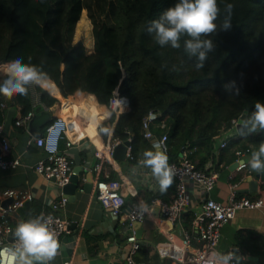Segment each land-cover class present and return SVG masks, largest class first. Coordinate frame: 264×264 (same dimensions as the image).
<instances>
[{"label": "trees", "instance_id": "1", "mask_svg": "<svg viewBox=\"0 0 264 264\" xmlns=\"http://www.w3.org/2000/svg\"><path fill=\"white\" fill-rule=\"evenodd\" d=\"M178 0H0V63L22 58L46 74L34 89L47 109L63 110L58 90L64 101L78 108L79 100L92 94L98 105L89 100V115L102 123L105 136L114 124L112 139L132 135V154L142 142L141 123L149 112L159 113L151 122L155 137L166 134L167 163L177 161L182 151L197 168L210 162L215 170L226 169L236 159V150L252 153L264 142V131L257 129L227 137L223 148L217 141L231 128V120L246 112L247 119L255 103H264V0H217L220 9L217 29L202 37L212 41L204 67H195L181 48L160 47L147 33L149 22ZM232 4L229 30L222 25ZM81 13L91 23L93 50L87 53L81 42L72 43L75 26ZM173 66L179 71H173ZM6 70V65H0ZM7 75L3 77V81ZM52 84H49V83ZM230 85L231 90H226ZM14 95L8 102L21 106V115L31 114V92ZM238 91V94H234ZM3 96V95H1ZM125 97L128 108L119 113L109 109L111 98ZM64 102V103H65ZM67 108H70L68 107ZM108 118L105 119V115ZM218 149V156L215 150ZM260 176L264 173L253 171ZM235 176V180L240 179ZM169 188L175 193V178ZM165 197L154 196L153 198ZM38 204L24 219L38 216ZM193 214L185 212L183 227L190 229ZM237 247L258 257L252 264H264V236L246 231ZM238 260V259H237ZM136 262H150L149 249L141 246ZM239 263L242 264L241 260Z\"/></svg>", "mask_w": 264, "mask_h": 264}, {"label": "crops", "instance_id": "2", "mask_svg": "<svg viewBox=\"0 0 264 264\" xmlns=\"http://www.w3.org/2000/svg\"><path fill=\"white\" fill-rule=\"evenodd\" d=\"M7 64L0 63V65ZM5 75L6 70L0 67V83L3 82ZM45 82L43 81L44 84ZM34 84L29 85L31 114L34 116L46 110L52 113V118L56 115L64 116L67 120L68 130L61 138L60 147L65 149L70 158H72L73 170L77 167H83V161L91 167L94 166L98 161V155L105 152L103 144L100 143L99 138L96 136V125L98 123L89 115L90 109H88V104H86L88 100L93 103L91 98L86 99L90 96L94 99L95 104L98 105L95 97L92 94L85 96L79 100L78 103L83 102L77 105L78 108H76L73 104L68 106L67 102L64 101L66 98L61 97L58 90L55 89L54 94L59 96L63 106V110L55 113L54 107L47 109L41 103L40 95L34 89ZM49 84L52 83L50 82ZM67 106L70 108H67ZM21 116V106L14 102H8L6 97L0 95V124L3 128V135L0 137V154L9 158H20V165L15 169H0V213L2 212L1 203L9 197V190L19 193L25 192L30 197L29 210L24 217L15 214L9 215V223L12 229L11 235L13 237H15L16 226L21 223V219H24L31 212L34 204L39 205L41 213L49 212L53 208V204L62 195L61 189H58L53 182L43 179L32 169V166L43 158L44 153L35 145L28 143L30 138L35 137L30 132L29 122H27L25 128L15 125V121ZM107 118L108 114L107 116L105 115V119ZM108 128L107 135L111 136L114 124ZM156 139L158 138L156 137ZM146 140L140 144L138 151L135 153L136 158L133 160L128 158H125V160L114 159L112 163L103 164L100 171H93L91 173L93 182L89 191H83L80 186L73 200H71V196L64 194L67 197V203L59 208L57 213L69 222V231L62 235L61 246L58 248L57 255L48 264H62L64 261H70L72 264H127L125 255L129 244L126 240L130 229L128 222L123 215L114 216L109 210L101 206L95 196L93 185L97 180L104 178L121 180L127 206L130 204H147L154 196H161L171 200L174 192L169 188L170 184L167 187H162L159 178L154 173H151L153 172L152 169L144 163L146 152L154 154L158 151L160 152L155 139ZM219 143L220 141L218 140L217 146ZM218 149L215 150L216 157L218 156ZM245 159L250 162L248 157H245ZM229 166L219 172L214 188L208 193L209 197L221 203H225L229 195V184L227 181L230 172ZM82 169L86 171L84 167ZM234 174L235 176L240 175V178L243 177L239 182V194H242L240 193L241 190L248 189V176H251L256 181L260 177L247 174L244 171L235 172ZM170 179L172 178L170 177ZM82 183L83 180H81ZM263 186L264 182L262 183ZM188 192L191 200L187 203L185 212H194L197 207L195 198H198L201 193L191 185L188 186ZM244 195L251 197L262 195L264 197V188L260 189L258 193H244ZM158 199L162 198L159 197ZM163 226L164 222L160 224L145 220L141 225V237L137 238L140 247L144 246L149 249L150 262L153 264H170L169 260L161 259L155 252L157 245L179 242L178 229H166ZM252 230L264 236V215L259 210H239L235 217L221 228L217 251L220 254H224L229 249L239 248L236 245L240 240L238 233L241 232L242 236H244L246 231ZM9 236L6 237L7 240ZM136 255L137 252L134 254V259ZM236 257L237 259L239 258L238 252ZM34 264H39V262H34Z\"/></svg>", "mask_w": 264, "mask_h": 264}, {"label": "built area", "instance_id": "3", "mask_svg": "<svg viewBox=\"0 0 264 264\" xmlns=\"http://www.w3.org/2000/svg\"><path fill=\"white\" fill-rule=\"evenodd\" d=\"M109 109L114 113L119 114L128 108V100L125 97L115 96L110 99ZM155 112H149L142 120L141 130L142 136L145 139H155L160 152L165 155L168 147L166 144L167 136L163 134L158 139L151 130V122L156 118ZM32 114H26L19 117L15 121V125L26 127L27 122L32 118ZM241 115L231 120V128L226 134L219 139V148H223L227 144V137L237 134L236 126L239 123ZM68 125L64 116H54L48 125L44 128L40 136L30 138L28 143L33 144L44 153L43 158L38 160L32 169L48 182H53L58 189L68 183L70 175L73 171V160L68 155L65 149H61L60 141L63 135L67 132ZM108 133V131H107ZM3 135V128L0 124V137ZM96 136L99 138L105 152L98 155V161L94 166H89L83 161V167L87 172L100 171L102 165L105 163H112L114 161V148L120 144L125 145V157L133 160L132 154V135L128 132L125 139H112L110 135L105 136V131L102 123L96 125ZM237 166L233 171H230L227 177L229 184V195L225 203L218 202L208 196V193L214 188L219 172L215 170L211 163L205 168H197L195 164L188 158V152L182 151L177 161L167 163L170 169V177L175 178V193L171 200L163 201L155 198L147 204H130L126 205L124 196L123 182L119 179L104 178L97 180L93 188L95 189V196L100 202L101 206L109 210L114 216L123 215L128 222L129 233L126 238L128 244L125 259L127 264H142L136 262L134 254L140 247V243L136 237L135 230L132 227L133 222L143 223L149 216L152 206L157 205L160 208L159 222H169L172 229H178L179 242H169L159 244L155 247V252L163 260H169L170 264H215L218 259L214 254L217 251V245L220 240V230L235 217L239 210L250 209L259 210L264 215V197L262 195L247 196L238 193L239 182L235 180V172H246L250 174L247 157V151L236 150L235 152ZM20 165L19 157H5L0 154V169L9 170L15 169ZM81 180L84 181V176ZM263 180L257 178L256 192H260ZM191 185L199 190L201 193L196 197V209L193 214L190 229L183 227L182 216L185 213L187 203L191 200L189 197L188 186ZM8 196L14 201L8 206L7 210L0 213V264H15L10 260V251L14 250L16 245V238L12 241L7 240V236L11 235L12 229L9 223L10 212L20 207L24 201L30 200L27 193H19L17 191H8ZM67 203V197L62 193L60 199L53 204V208L49 212H42L38 216H51L52 222L49 224V230L54 234L59 247L61 246V237L64 233L69 231V222L66 221L57 210ZM36 216V217H38ZM33 217L31 219H35ZM30 219H21L20 222H26ZM196 243V245H194ZM58 247V248H59ZM239 253L237 260L236 253ZM231 253L232 259L228 264H242L249 263V255L242 252L239 248L229 249L227 255ZM220 254V253H219ZM62 264H72L70 261H64Z\"/></svg>", "mask_w": 264, "mask_h": 264}, {"label": "clouds", "instance_id": "4", "mask_svg": "<svg viewBox=\"0 0 264 264\" xmlns=\"http://www.w3.org/2000/svg\"><path fill=\"white\" fill-rule=\"evenodd\" d=\"M233 5L227 4L225 17L222 25L223 30L231 28L230 18ZM220 9L217 0H178L173 6L161 13L158 19L149 22L147 33L152 36L154 42L160 47L170 46L173 49L181 48V38L188 37L183 42V51L191 59L195 58V67L201 69L209 52L214 50L211 40L202 39L216 31L215 21ZM173 71H179L173 66ZM7 78L0 83V95L11 99L14 95H26L27 86L40 84L46 79V74L38 71L34 65L25 64L22 58L11 60L6 65ZM231 90L230 85L224 86ZM234 94H238V91ZM241 126L249 132L257 129L264 131V103L256 102L251 115L241 121ZM144 163L150 167L160 180L162 187H167L170 182V169L167 164V156L163 152L145 153ZM250 167L253 171L264 173V142L259 150L252 153ZM52 217L43 215L21 222L16 226V245L10 251V260L16 264H48L58 251V242L54 234L49 230ZM218 260L216 264H228L232 254H214Z\"/></svg>", "mask_w": 264, "mask_h": 264}, {"label": "water", "instance_id": "5", "mask_svg": "<svg viewBox=\"0 0 264 264\" xmlns=\"http://www.w3.org/2000/svg\"><path fill=\"white\" fill-rule=\"evenodd\" d=\"M246 112L247 110H245V112H243V114L241 115L240 119H239V123L236 126V131L237 133H241L244 130H246V128H243L241 126V121L245 120L246 118ZM159 113L156 114V117H159ZM52 118V113L50 111H42L39 114L34 115L30 121H29V129L30 132L34 135V136H40L41 133L43 132V129L48 125V123L50 122ZM114 159L116 160H125V145L124 144H120L118 146H116L114 148ZM237 166V162H233L231 163V165L229 166V170L233 171L235 169V167ZM83 167H77L75 168L69 178L68 183H66L63 187H62V193L63 194H67L68 196H71V200H73L76 196V192L77 189L80 188V186L82 187L83 191H89L91 189L92 186V182H93V176L90 172L84 171L82 169ZM153 173V172H151ZM84 176V181L81 184V178L82 176ZM258 177V176H257ZM247 181L249 183V187L246 190H241L240 193L244 194V193H255L256 192V188H257V181L252 178L251 176L247 177ZM14 199L11 197H8L7 199L3 200L1 203V208L3 210H7L8 206L11 205L13 203ZM29 206H30V200H26L23 202V204L20 207H17L14 211L10 212L11 215H18L20 217H24L28 210H29ZM159 211L160 208L157 205H154L151 207L150 209V213L149 216L147 217L146 220L148 221H152L153 223H158L159 219ZM141 222H133L132 227L135 230V234L137 238L141 237ZM163 228L166 229H172V225L169 222H164V226ZM13 236L10 235L8 241H12ZM248 259L250 261L253 262H257L258 261V257L256 256H250L248 257ZM218 260V259H217ZM216 260V262H217ZM216 264V263H215ZM219 264H222V262H219Z\"/></svg>", "mask_w": 264, "mask_h": 264}, {"label": "rangeland", "instance_id": "6", "mask_svg": "<svg viewBox=\"0 0 264 264\" xmlns=\"http://www.w3.org/2000/svg\"><path fill=\"white\" fill-rule=\"evenodd\" d=\"M92 26L88 20L86 13H81L80 19L78 20L74 34L72 37V43L76 44L81 42L84 50L89 53L93 50V37L91 32Z\"/></svg>", "mask_w": 264, "mask_h": 264}, {"label": "bare ground", "instance_id": "7", "mask_svg": "<svg viewBox=\"0 0 264 264\" xmlns=\"http://www.w3.org/2000/svg\"><path fill=\"white\" fill-rule=\"evenodd\" d=\"M153 199H155V198H153ZM151 200H152V199H150V201H149V202H151Z\"/></svg>", "mask_w": 264, "mask_h": 264}]
</instances>
